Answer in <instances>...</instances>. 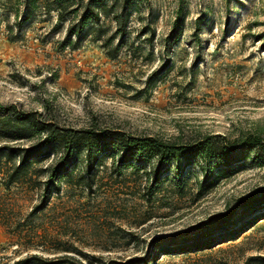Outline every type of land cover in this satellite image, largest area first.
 Returning <instances> with one entry per match:
<instances>
[{
  "label": "rangeland",
  "instance_id": "obj_1",
  "mask_svg": "<svg viewBox=\"0 0 264 264\" xmlns=\"http://www.w3.org/2000/svg\"><path fill=\"white\" fill-rule=\"evenodd\" d=\"M127 9L126 33L114 38L110 59L91 34L76 49H60L67 22L51 31L55 12L14 29L10 40L0 8V106L66 128H116L176 143L204 134L243 142L251 133L264 142V0H130ZM101 20L110 35L114 23ZM32 142L0 138V264H31L20 260L34 253L67 254L69 264L144 256L149 264H264V197L238 207L242 197L259 196L264 165L242 144L230 165L172 161L153 189L142 169L118 170V157L98 156L89 177L74 157L46 207L33 213L38 182L59 153L43 147L27 175L6 186L11 163L1 149ZM224 212H233L228 222L204 230L208 248L162 254L163 238Z\"/></svg>",
  "mask_w": 264,
  "mask_h": 264
},
{
  "label": "trees",
  "instance_id": "obj_2",
  "mask_svg": "<svg viewBox=\"0 0 264 264\" xmlns=\"http://www.w3.org/2000/svg\"><path fill=\"white\" fill-rule=\"evenodd\" d=\"M1 1V0H0ZM3 1V2H2ZM0 8L6 18V32L10 40H14L13 33L20 31L23 24L33 22L37 15L56 13L58 24H54L51 31H57L64 22V36L57 42L60 49H76L80 43L91 34L95 40H101L102 47L110 59L117 56L118 45L112 46L115 37H123L126 33L127 6L130 0H2ZM12 12L14 21L7 19ZM109 17L114 23V31L106 36L107 28L101 17ZM44 21V20H42ZM43 27V26H42ZM74 39V40H73ZM13 109V108H12ZM0 138L7 141L28 140L33 141L27 147L3 146L7 162L11 163L5 172V185L19 181L27 175L33 163L41 160V150L48 145L54 146V152L59 153L56 163L47 169L48 175L44 181L38 182L42 189L39 202L32 211L37 212L46 207L52 192L58 189L62 175L61 170L71 162L74 157L84 163V177H89V169L94 165L95 159L101 155L118 157L117 169L132 167L142 169L145 181L150 182L153 189L159 183L160 176L172 161L177 164L181 159L195 157L202 168L208 167L215 160H223L230 165L235 149L241 147L252 152L253 158L264 165V142L257 134H248L242 140L227 141L219 134H204L192 143H176L154 137H137L116 128L74 129L57 125L51 120L41 118L36 112L11 111V107L0 106ZM17 158L15 163L13 160ZM205 166V167H203ZM46 169H41L44 172ZM60 173V174H59ZM89 179V178H88ZM208 177L204 174V180ZM66 181V180H65ZM89 185V184H88ZM90 186V185H89ZM203 186L201 185L199 189ZM254 194L242 197L238 207H251L264 197V187L256 190ZM233 216V212H224L211 216L207 221L196 224L184 232L163 238L162 246H166L162 254L188 253L203 250L209 247L204 230L208 226L222 227ZM96 262L100 258L92 256ZM33 264H69L73 257L64 254L59 257H45L40 254H31L22 260ZM107 264H149L147 256L136 261L117 262L109 260Z\"/></svg>",
  "mask_w": 264,
  "mask_h": 264
}]
</instances>
